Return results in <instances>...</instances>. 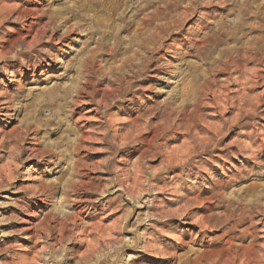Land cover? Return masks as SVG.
<instances>
[{
	"label": "rangeland",
	"instance_id": "374dc122",
	"mask_svg": "<svg viewBox=\"0 0 264 264\" xmlns=\"http://www.w3.org/2000/svg\"><path fill=\"white\" fill-rule=\"evenodd\" d=\"M246 261L264 0H0V264Z\"/></svg>",
	"mask_w": 264,
	"mask_h": 264
},
{
	"label": "bare ground",
	"instance_id": "6f19581e",
	"mask_svg": "<svg viewBox=\"0 0 264 264\" xmlns=\"http://www.w3.org/2000/svg\"><path fill=\"white\" fill-rule=\"evenodd\" d=\"M106 1H107V0H106ZM200 136H201V135H200ZM167 161H168V160H167ZM235 213H236V212H235ZM245 214H246V213H245ZM226 220H227V219H226ZM226 220H225V221H226ZM237 250H238V249H237ZM233 252H235V251H233ZM246 252H247V251H246ZM237 253H238V252H237ZM242 253H243V252H242ZM242 253H241V254H242ZM244 253H245V252H244ZM239 256H240V255H239ZM242 256H243V254H242ZM245 256H247V255H245ZM248 261H249V260H248ZM246 262H247V261H246ZM248 263H249V262H247V264H248ZM23 264H24V263H23Z\"/></svg>",
	"mask_w": 264,
	"mask_h": 264
}]
</instances>
